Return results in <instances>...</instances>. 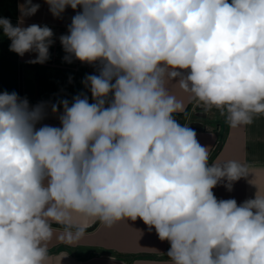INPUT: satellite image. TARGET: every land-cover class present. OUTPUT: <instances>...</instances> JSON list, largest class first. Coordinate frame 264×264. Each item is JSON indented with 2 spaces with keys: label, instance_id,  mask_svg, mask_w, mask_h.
I'll list each match as a JSON object with an SVG mask.
<instances>
[{
  "label": "clouds",
  "instance_id": "clouds-1",
  "mask_svg": "<svg viewBox=\"0 0 264 264\" xmlns=\"http://www.w3.org/2000/svg\"><path fill=\"white\" fill-rule=\"evenodd\" d=\"M45 2L57 18L76 12L63 59L97 74L82 81L92 102L82 92L30 106L0 92V264H46L53 223L67 244L85 235L74 216L108 228L141 219L169 242L166 264H264V195L217 199L213 189L232 191L248 167L209 164L166 87L176 81L234 128L264 115V0ZM39 7L24 0L16 26L0 17L9 50L36 53L31 64L54 43L47 25L24 26ZM49 107L59 127L41 123Z\"/></svg>",
  "mask_w": 264,
  "mask_h": 264
},
{
  "label": "crops",
  "instance_id": "crops-1",
  "mask_svg": "<svg viewBox=\"0 0 264 264\" xmlns=\"http://www.w3.org/2000/svg\"><path fill=\"white\" fill-rule=\"evenodd\" d=\"M13 1L0 0V17L8 18L16 26L21 15L19 5L24 0H15L16 12L12 9ZM32 3L39 4L40 7L33 16L25 18V27L31 24L47 25L52 30L67 32L75 11L69 7L57 18L51 14L45 0H32ZM10 43L0 28V92H16L20 97H26L30 106L40 102L56 103L61 99L71 102L72 97L82 92L87 93L92 102L91 94L87 92L82 81L87 75L97 74V66L86 64L78 89L72 82L74 76L70 81L68 78L71 76L67 75L63 79L48 78L45 63H28L35 59L36 53H26L20 57L9 50ZM42 74L47 82L42 79ZM48 86L51 89L48 90ZM166 87L184 105L183 112L174 114L179 116L175 119L195 130L198 142L209 148V164L238 160L248 167V176L234 181L232 191H228L223 183L213 189L217 199L234 198L240 204L254 199L257 191L264 195V115L254 116L250 124L235 128L227 120L215 125H211L206 117L193 120L189 111L197 100L181 89L176 81H169ZM41 123L60 126L50 107ZM74 223L87 227L83 238L72 244L61 240L64 227L53 223V236L46 242L49 250L46 264H166L168 260L166 253L170 247L169 242L161 241L155 229L150 230L139 218L135 221L117 222L110 228L105 227L99 220L82 216H74Z\"/></svg>",
  "mask_w": 264,
  "mask_h": 264
},
{
  "label": "rangeland",
  "instance_id": "rangeland-1",
  "mask_svg": "<svg viewBox=\"0 0 264 264\" xmlns=\"http://www.w3.org/2000/svg\"><path fill=\"white\" fill-rule=\"evenodd\" d=\"M52 31L54 33V43L49 48L50 59L45 62V64L47 65L46 69H48L47 77H51L52 79H58L57 77H61V79H63V77L67 75L71 76L70 78L72 79V77L74 76L72 82H74L75 86H78V89H80V84L84 76L86 63H81L78 60H73L71 63L66 62L63 59L65 53L63 51L62 45L60 44L59 37L61 35L67 34V32L59 30ZM42 77V79H44V74H42ZM70 78H68L69 81L71 80ZM45 82H47V80H45ZM47 88L49 90L50 86H48ZM189 116L193 120L201 119V117H206L211 125H215L218 122L221 123V120L224 117V115H221L219 111L214 108L211 110H205V105H203V103L199 102L198 100L190 109Z\"/></svg>",
  "mask_w": 264,
  "mask_h": 264
},
{
  "label": "trees",
  "instance_id": "trees-1",
  "mask_svg": "<svg viewBox=\"0 0 264 264\" xmlns=\"http://www.w3.org/2000/svg\"><path fill=\"white\" fill-rule=\"evenodd\" d=\"M16 7H17V4H16V1L14 0L13 1V4H12L13 12H16L17 11V8ZM176 117H179V116L175 115V118ZM225 121H226V116L224 115L223 119L221 120V123H225Z\"/></svg>",
  "mask_w": 264,
  "mask_h": 264
}]
</instances>
